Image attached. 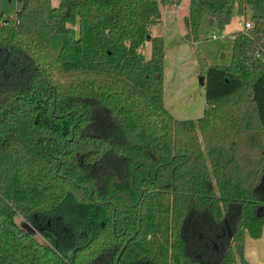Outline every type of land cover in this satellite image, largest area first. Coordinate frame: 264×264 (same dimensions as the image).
I'll use <instances>...</instances> for the list:
<instances>
[{
  "label": "trees",
  "instance_id": "1",
  "mask_svg": "<svg viewBox=\"0 0 264 264\" xmlns=\"http://www.w3.org/2000/svg\"><path fill=\"white\" fill-rule=\"evenodd\" d=\"M6 2L0 264H242L245 232L264 227V60L253 55L264 14L233 34L228 64H206L202 114L178 119L164 104V39L150 36L174 0ZM249 4L189 0L184 40ZM92 101L117 137L87 133ZM207 226L227 235L215 261L188 248Z\"/></svg>",
  "mask_w": 264,
  "mask_h": 264
},
{
  "label": "rangeland",
  "instance_id": "2",
  "mask_svg": "<svg viewBox=\"0 0 264 264\" xmlns=\"http://www.w3.org/2000/svg\"><path fill=\"white\" fill-rule=\"evenodd\" d=\"M56 1L54 0V2ZM2 3L7 12L13 10L11 3L6 2V0H2ZM184 4H188V0H185ZM250 5L242 14L236 11L233 12L231 21L225 27L226 32L236 31L244 23V20H251L252 15L264 14V0H252L253 8H250ZM182 25L181 23L179 26L180 30H183ZM70 26L72 33L77 36L78 23L76 22ZM157 27H159V30L162 29V26ZM246 30L251 33L249 29ZM223 32V29H219L216 25H209L204 19L197 43L189 45L188 50L186 48L187 54L180 56L177 62L175 56L170 55L173 51L175 52L176 48L167 44V56L163 70L164 91L167 102H171L170 105H176L175 117H179L178 119H196L200 116L198 112L194 113L190 108L193 104H196L195 101L200 97L203 90L199 78L205 72L206 64H228L230 62L232 38L230 34L225 35ZM211 34H214L215 37L212 38ZM255 38L259 45H264V40ZM177 40L179 38H174V43ZM145 52V45H143L141 55L144 56ZM171 62H174L172 66ZM91 105V122L87 128V133H94L95 135L111 138V140L113 137H117V124L111 119L106 108L99 106L94 101L91 102ZM16 220L21 222L18 217H16ZM26 224L32 228L35 226L30 223ZM187 238L189 251L208 261H215L219 258L221 255L219 248L227 241V235L224 232H217L216 228L211 226H207L206 232L192 231V233L187 234Z\"/></svg>",
  "mask_w": 264,
  "mask_h": 264
},
{
  "label": "crops",
  "instance_id": "3",
  "mask_svg": "<svg viewBox=\"0 0 264 264\" xmlns=\"http://www.w3.org/2000/svg\"><path fill=\"white\" fill-rule=\"evenodd\" d=\"M174 1L177 2V5L173 6L172 4H169L162 8L161 20L160 22L151 26L150 36L161 35L164 39L165 47H167V44H170V47L176 48L175 52L173 51L172 53H170V55L171 56L174 55L176 58L175 61L177 62L180 56H184L187 54L188 47H190L189 45L191 44H189L183 38L184 28L183 30L179 29V26L182 23L183 16L187 12L188 4L186 5L184 4L185 0H174ZM250 8H253L252 4ZM246 21L244 20V22ZM157 26H162V29L159 30V27ZM225 27L223 29L224 30L223 34L225 35L230 34L231 38L233 37V34L237 31H247L244 27V23L240 27H238L236 31H233L231 33L226 32ZM174 38H177V39L179 38V40H177V42L174 43ZM143 45H145V50H146L144 57L147 58L150 56L149 40L145 41L142 44V46L140 47V53H141V49L143 48ZM166 56H167V49L165 52L164 63L166 62ZM174 62H171L172 63L171 66L173 65ZM201 88L203 89L202 85H201ZM202 101H204V90H202L200 97L196 99L195 101L196 106L194 104L191 106L190 108L191 111L193 110L194 113L198 112V114L201 115L203 112L204 106H205V101L203 102V104H202ZM164 104L175 117L176 105L175 104L170 105L171 102H167V99L165 97V91H164ZM176 118H179V117H176ZM243 258H244V262L242 264H264V227H262L261 234L258 238H252L248 234V232H245L244 246H243Z\"/></svg>",
  "mask_w": 264,
  "mask_h": 264
},
{
  "label": "built area",
  "instance_id": "4",
  "mask_svg": "<svg viewBox=\"0 0 264 264\" xmlns=\"http://www.w3.org/2000/svg\"><path fill=\"white\" fill-rule=\"evenodd\" d=\"M172 5L173 6L177 5V2L174 1L172 3ZM244 27H245V29L251 28L252 27L251 20L244 22ZM211 37L214 38L215 35L214 34H211ZM253 55L256 58H260V59L264 60V45H259L258 42H257V47H256V50L254 51V54Z\"/></svg>",
  "mask_w": 264,
  "mask_h": 264
},
{
  "label": "water",
  "instance_id": "5",
  "mask_svg": "<svg viewBox=\"0 0 264 264\" xmlns=\"http://www.w3.org/2000/svg\"><path fill=\"white\" fill-rule=\"evenodd\" d=\"M250 7H251V5H250ZM212 22L211 21H209V24H211ZM148 38H149V36H148ZM157 76H159V74H157ZM200 84L202 85L203 84V79H204V77L203 76H200ZM25 225H27L28 226V229H30V230H32V227H30L28 224H25Z\"/></svg>",
  "mask_w": 264,
  "mask_h": 264
}]
</instances>
